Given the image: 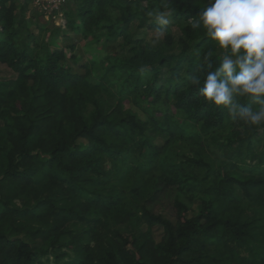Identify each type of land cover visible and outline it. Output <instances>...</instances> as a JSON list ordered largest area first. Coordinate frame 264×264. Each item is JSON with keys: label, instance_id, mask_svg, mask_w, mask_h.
I'll list each match as a JSON object with an SVG mask.
<instances>
[{"label": "trees", "instance_id": "trees-1", "mask_svg": "<svg viewBox=\"0 0 264 264\" xmlns=\"http://www.w3.org/2000/svg\"><path fill=\"white\" fill-rule=\"evenodd\" d=\"M169 2L153 46L137 32L160 0H70L67 30L105 54L81 63L0 0V264H264V125L198 94L220 58L191 28L211 0Z\"/></svg>", "mask_w": 264, "mask_h": 264}, {"label": "clouds", "instance_id": "clouds-1", "mask_svg": "<svg viewBox=\"0 0 264 264\" xmlns=\"http://www.w3.org/2000/svg\"><path fill=\"white\" fill-rule=\"evenodd\" d=\"M160 5L145 12L156 25L153 46L173 23L169 0H160ZM191 28L202 29L220 57L218 66L206 71L199 96L224 108L234 122L250 128L264 125V0H211ZM190 80L201 85L198 77ZM238 98H251L254 106H243Z\"/></svg>", "mask_w": 264, "mask_h": 264}, {"label": "rangeland", "instance_id": "rangeland-1", "mask_svg": "<svg viewBox=\"0 0 264 264\" xmlns=\"http://www.w3.org/2000/svg\"><path fill=\"white\" fill-rule=\"evenodd\" d=\"M17 6L20 7L21 4L17 3ZM25 22L27 30L34 33V35L38 34L36 26L42 27L43 24H46L45 26H43V41L47 44H51L52 46H55L57 44L62 48H66L68 56L70 53H68L67 47L72 46L74 48V54L77 55V57H80L81 63L89 59H95L97 62H100L105 57L104 52L98 47H95L96 49L91 48V50H88L86 41L82 40L80 36L72 34L67 30L66 26L64 28L56 27L55 24L51 21H46L43 17L38 16L37 13L31 8L27 9V13L25 14ZM56 28L58 29L59 33L57 39H54V31ZM171 32L173 37L172 47H175L179 38L182 37V34L180 30L175 27L171 28ZM137 35L138 39H143L145 43L153 45L152 40L154 39V32L139 31L137 32ZM156 45L165 46V37H163ZM67 64H69L74 70H78V66L72 64L70 61H67ZM13 77L14 76L12 72L6 66L0 65V80L10 79ZM158 142L160 144L162 143L161 141ZM185 147H188L187 145H185V143H177V148L179 150H185ZM155 210L159 213H163V216L165 218L173 219V214L168 202H164L158 205ZM149 232L151 233L153 240L158 243L162 237V229L160 227H154L150 229ZM35 245L39 246V243H35Z\"/></svg>", "mask_w": 264, "mask_h": 264}, {"label": "built area", "instance_id": "built-area-1", "mask_svg": "<svg viewBox=\"0 0 264 264\" xmlns=\"http://www.w3.org/2000/svg\"><path fill=\"white\" fill-rule=\"evenodd\" d=\"M21 5L28 4L37 14L41 15L46 21H51L58 28L66 26L64 7L70 0H15Z\"/></svg>", "mask_w": 264, "mask_h": 264}]
</instances>
